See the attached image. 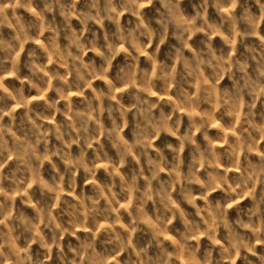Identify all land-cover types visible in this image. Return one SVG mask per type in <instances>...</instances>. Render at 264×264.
Returning a JSON list of instances; mask_svg holds the SVG:
<instances>
[{"label": "clouds", "instance_id": "9594fccd", "mask_svg": "<svg viewBox=\"0 0 264 264\" xmlns=\"http://www.w3.org/2000/svg\"><path fill=\"white\" fill-rule=\"evenodd\" d=\"M0 264H264V0H0Z\"/></svg>", "mask_w": 264, "mask_h": 264}]
</instances>
